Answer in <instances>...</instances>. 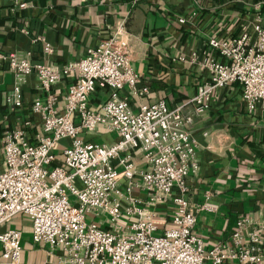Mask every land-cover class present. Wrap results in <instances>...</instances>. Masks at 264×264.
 <instances>
[{"label": "built area", "instance_id": "obj_1", "mask_svg": "<svg viewBox=\"0 0 264 264\" xmlns=\"http://www.w3.org/2000/svg\"><path fill=\"white\" fill-rule=\"evenodd\" d=\"M128 1L133 6L139 0ZM239 17L237 32L208 39L217 56L203 59L210 77L190 100L193 114H184L182 105L169 108L163 100L133 108L130 98L146 95L148 87L132 66L123 27L61 68L32 62L29 52H0V62L13 75L6 104L22 108L23 87L34 76L39 95L30 108L41 128L30 135L28 119L0 137V264H28L21 260L22 230L7 227L17 214L30 220L33 243L57 253V264L261 263L264 237L247 230L245 219L236 222L229 243L206 251L192 231L195 214L185 198L186 179L198 170L197 144L186 126L208 109L212 93L237 82L247 110H264V0ZM43 51L49 55L52 48L44 43ZM67 76L65 92L56 94L53 87ZM98 91L106 96L92 106ZM100 129L116 138L105 144L79 137ZM63 138L70 141L57 153ZM134 153L144 168L132 162ZM135 188L146 191L144 202L132 196ZM158 203L171 204V225L159 234Z\"/></svg>", "mask_w": 264, "mask_h": 264}, {"label": "crops", "instance_id": "obj_2", "mask_svg": "<svg viewBox=\"0 0 264 264\" xmlns=\"http://www.w3.org/2000/svg\"><path fill=\"white\" fill-rule=\"evenodd\" d=\"M232 1L139 0L131 6L128 0H0V52L14 51L20 56L29 52L32 62L61 68L84 57L87 49L123 27L132 49V66L141 84L148 87L146 95L130 98L133 108L163 100L169 108L182 105L184 114H193L190 100L210 77L203 59L217 56L208 39L237 32L239 16L251 9L243 6L245 12L240 13L237 1ZM22 3L26 5L20 7ZM44 43L51 46V54L44 53ZM70 80L67 76L56 84V94L65 92ZM12 82L7 64L0 62V137L5 129L23 127L28 119L32 126L29 134L40 132V121L30 108L31 100L39 95L34 76L23 87L20 109L5 102ZM105 96V91L95 92L91 105L96 106ZM186 127L197 144L198 170L186 179L185 198L195 214L192 231L202 239L204 249L229 243L240 219L246 220L247 230H259L264 237V110L249 112L240 84L231 82L213 92L208 109L193 115V122ZM92 136L105 144L116 138L115 133L101 129ZM132 162L144 168L140 154L134 153ZM2 164L0 142V169ZM131 194L140 202L147 198L142 188ZM155 210L161 220L159 234L171 225V204L158 203ZM17 217V225L8 222L7 227L21 229L25 216ZM55 254L22 247L21 260L57 264ZM204 264L212 263L205 260ZM222 264L249 263L226 259Z\"/></svg>", "mask_w": 264, "mask_h": 264}, {"label": "rangeland", "instance_id": "obj_3", "mask_svg": "<svg viewBox=\"0 0 264 264\" xmlns=\"http://www.w3.org/2000/svg\"><path fill=\"white\" fill-rule=\"evenodd\" d=\"M234 1H237L236 3H238V6H240V11H239L240 13L242 11L241 8L242 9L244 8L243 6H246L247 8H249V7H252V5L254 3L258 2V1L252 2L251 0H233L232 2H234ZM233 5H235V4H233ZM79 137L83 138L84 140H88V139H91L93 136L92 135H79ZM69 141H70L69 139L63 138L59 142H57V145H56L57 153H61L62 149L68 145ZM70 199L72 200L73 198H70ZM18 215H21V214L15 215L16 217L13 216L9 220V222L14 223V225L16 226L17 221L15 219L19 218V217H17ZM20 227H21L22 232H23V238L21 241V245L23 247V250H32V249L38 248L43 254L45 252H48V250H50V248L47 245L36 244V243H33L31 241V222L28 218L25 217L23 219V221H21ZM54 256L56 258V254Z\"/></svg>", "mask_w": 264, "mask_h": 264}, {"label": "trees", "instance_id": "obj_4", "mask_svg": "<svg viewBox=\"0 0 264 264\" xmlns=\"http://www.w3.org/2000/svg\"><path fill=\"white\" fill-rule=\"evenodd\" d=\"M225 2H229V1H231V0H224ZM252 2H256V1H259V0H251ZM234 7V6H233ZM239 11H240V7H236ZM241 10L243 11V10H245L244 8L242 9L241 8ZM245 11H243L242 13H244ZM246 13V12H245Z\"/></svg>", "mask_w": 264, "mask_h": 264}]
</instances>
